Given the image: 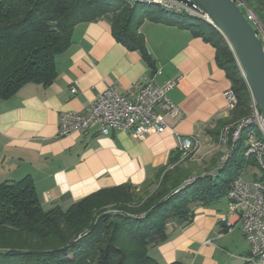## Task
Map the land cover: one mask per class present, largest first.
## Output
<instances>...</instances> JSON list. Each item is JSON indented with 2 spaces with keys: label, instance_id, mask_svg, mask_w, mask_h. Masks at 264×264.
<instances>
[{
  "label": "crops",
  "instance_id": "obj_1",
  "mask_svg": "<svg viewBox=\"0 0 264 264\" xmlns=\"http://www.w3.org/2000/svg\"><path fill=\"white\" fill-rule=\"evenodd\" d=\"M140 33L155 62L154 74L139 51L114 38L112 22L104 18L76 26L72 45L56 58L58 77L52 85L27 84L11 99L0 100V183L30 177L45 210H67L98 191L124 184L138 191L154 185L178 152L172 131L144 140L121 131L102 136L96 129L60 136L63 114L84 113L112 86L134 94L147 75H154L158 86L176 81L169 97L184 119L174 129L201 145L189 163L193 174L215 173L230 148L220 135L232 117L224 97L231 83L216 62V49L178 25L145 20ZM194 213L189 226L150 249L153 259L160 264H248L250 247L226 197ZM223 216L230 218L231 227L221 222Z\"/></svg>",
  "mask_w": 264,
  "mask_h": 264
},
{
  "label": "trees",
  "instance_id": "obj_2",
  "mask_svg": "<svg viewBox=\"0 0 264 264\" xmlns=\"http://www.w3.org/2000/svg\"><path fill=\"white\" fill-rule=\"evenodd\" d=\"M235 1L244 14L251 10L264 30V0ZM145 8L123 0H0V100L11 99L27 84L52 85L58 77L56 58L72 45L76 26L104 18L111 20L114 38L139 51L154 74L155 62L140 33L144 20L153 17ZM194 19L200 23L167 19V24L193 31L216 49V62L239 99L223 131L250 115L252 96L231 47L215 29ZM249 131L235 143L230 139L231 155L215 174H193L194 168L185 165L192 163L191 155L184 163L178 151L154 183L156 189L143 196L136 186L124 184L67 210H45L30 177L0 183V264H160L149 255L151 248L189 226L197 207L224 199L248 165L257 168L254 158L246 157Z\"/></svg>",
  "mask_w": 264,
  "mask_h": 264
},
{
  "label": "built area",
  "instance_id": "obj_3",
  "mask_svg": "<svg viewBox=\"0 0 264 264\" xmlns=\"http://www.w3.org/2000/svg\"><path fill=\"white\" fill-rule=\"evenodd\" d=\"M123 1L132 7L138 5L160 6L168 13L198 18L215 29L224 42L230 46L226 35L207 14L195 11L175 0ZM238 4L240 7L243 6L241 3ZM245 15L258 30L262 29L260 22L251 10L246 9ZM175 85L176 81H170L164 86H158L154 75H147L138 82L134 94L131 95L119 93L112 86L100 94L84 113L63 114L60 120V136L65 137L74 133L86 134L96 129L97 133L102 136H109L115 131H121L136 139L144 140L150 135L162 134L170 130L177 136L178 151L182 153V159L185 160L190 155L192 158L201 145L196 139L183 137L174 129L175 125L184 119L182 109L169 97V92ZM71 92L74 95L78 93L76 85L71 88ZM224 97L228 109L233 112L239 102L237 94L232 88H229L224 93ZM250 107V115L237 124L224 128L220 139L224 146L229 145L230 139L235 143L242 137V133L246 129H250L246 157L254 158L257 165L255 168L259 169L260 174L255 172L252 180L246 181L245 177L249 167L252 166L248 165L231 184L226 199L229 209L237 217L250 247L246 262L248 264H264V179L260 178L261 172L264 171V123L261 111L253 99ZM231 152L232 148H229L223 162L231 155ZM221 222L228 227L233 225L230 218L226 216L221 218Z\"/></svg>",
  "mask_w": 264,
  "mask_h": 264
},
{
  "label": "water",
  "instance_id": "obj_4",
  "mask_svg": "<svg viewBox=\"0 0 264 264\" xmlns=\"http://www.w3.org/2000/svg\"><path fill=\"white\" fill-rule=\"evenodd\" d=\"M207 14L226 35L264 123V40L235 0H175Z\"/></svg>",
  "mask_w": 264,
  "mask_h": 264
},
{
  "label": "rangeland",
  "instance_id": "obj_5",
  "mask_svg": "<svg viewBox=\"0 0 264 264\" xmlns=\"http://www.w3.org/2000/svg\"><path fill=\"white\" fill-rule=\"evenodd\" d=\"M145 10L146 11H150L152 13V16H153L152 18H161L160 19L161 21H159V22L154 21V20H152V18H149V17L145 19V20H150L151 22L156 23V24L157 23L167 24L168 23L167 19L170 20V21H173V22H180V23H187V24H198V23H200L196 19L191 18L190 16H186V15L179 16V15H175V14H171V13L165 12L160 6H147V8H145ZM145 20H144V22H145ZM144 22H143V24H144ZM259 32H260L259 33L260 37L264 40V30L260 29ZM226 150H227V153H228L229 150L228 149H226ZM187 161L188 160L186 159L184 161V163H186ZM187 167H191L192 169L194 168L191 164L187 165ZM255 172L259 173V169H256L255 167L250 166L249 170H248V174L245 177V180L246 181H251L252 180V176H253V174ZM156 187L157 186H155V185H151L150 187L148 186V188H142L141 190L137 191V195H140V196L142 195L143 196L145 194L144 193L145 191L153 192L156 189Z\"/></svg>",
  "mask_w": 264,
  "mask_h": 264
}]
</instances>
